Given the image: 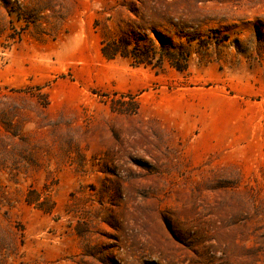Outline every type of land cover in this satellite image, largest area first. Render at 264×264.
Instances as JSON below:
<instances>
[{
  "label": "rangeland",
  "instance_id": "1",
  "mask_svg": "<svg viewBox=\"0 0 264 264\" xmlns=\"http://www.w3.org/2000/svg\"><path fill=\"white\" fill-rule=\"evenodd\" d=\"M0 264H264V0H0Z\"/></svg>",
  "mask_w": 264,
  "mask_h": 264
}]
</instances>
